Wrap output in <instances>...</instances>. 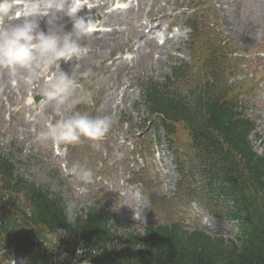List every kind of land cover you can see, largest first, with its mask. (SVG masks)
Masks as SVG:
<instances>
[{
	"label": "rangeland",
	"instance_id": "obj_1",
	"mask_svg": "<svg viewBox=\"0 0 264 264\" xmlns=\"http://www.w3.org/2000/svg\"><path fill=\"white\" fill-rule=\"evenodd\" d=\"M170 1L173 2V0H167L161 1L160 4L167 8V5ZM178 1L181 0H176V2ZM190 1H198L199 3L203 4L202 7L206 8L207 18L213 24L214 37L208 38L207 40H205V43L209 46L210 43H215L217 40H220L225 43L224 47L228 49V51L235 52V57L238 60L233 63L231 69L226 73L224 71H221V75H218L216 77L221 80L218 83L215 81V85L223 86V79L225 86L234 89V91L237 92L236 94H239L241 96L243 95V99L246 102V112L256 119V129L254 134L251 136L253 147L257 152L264 154V57L258 54H253V52H257L264 48V34L262 35L263 38H260L262 39V42L261 44H259L257 40L254 43H248V40L242 34L238 33L239 31H241L238 23H240V21L244 19L253 20L255 17V13L251 9L248 10L244 7L238 6L237 16L234 17L231 14H228L227 16L229 22H225L223 25L224 28H222L220 26V18L214 9L217 4L216 0ZM131 2L135 3V0H131ZM184 2V6L176 9V11H184L181 20H184L185 18L188 19V17H193L195 15L190 14L191 10L189 9L185 11L188 0H184ZM86 4L87 6H91L88 1ZM164 11L166 12L167 10ZM178 19L179 17H176V20ZM179 27L183 35L182 38L173 41L166 47L167 52H165L160 59V63H158L157 61L150 62L149 60H143L142 63L131 66L128 68V70L117 72L112 67H109L112 59L126 57L130 53L126 51V47L124 44H120L126 41L118 43L120 39H115L114 42H116L117 44L113 46L110 45L104 53L102 52L95 57L94 52L89 51L87 54L89 56L86 60H81L80 63H74L71 67L68 68V71H66L65 69L63 70L74 75L78 80H81L82 74L84 72L91 70L94 73L93 79L95 80V82H105L110 91L113 90L121 92L123 87L127 88L129 85H132L129 88V93L131 94L130 97L125 96V99L123 101H116L115 104L112 105V107H114L116 110H112V113L115 114V116H118L119 114L138 116L140 112L138 106L139 90L135 84H140L142 80L146 79L163 81L171 73L172 67H174L178 63H186V60L189 58V56L192 57V60L195 59V56H193L192 53L190 54L189 48L194 46L198 47L197 43L199 42L196 38L193 41L188 42L187 39H189L190 36L188 30L186 29V26L183 25ZM122 31L125 34L128 29H126V31ZM234 34L237 36H232ZM127 43L133 44L134 42L129 40L127 41ZM241 50H244V54ZM226 53L227 52H223V54ZM224 58L225 55L220 56V59ZM192 65L195 66L196 69L199 68V64L196 61H193ZM225 67V63H223L221 68ZM37 87L38 85H35L33 86V88L29 89L21 83L18 89H13L15 92L14 98L16 97V99H19V103L17 104V106H20L22 104L26 92L34 94L32 96H34L35 103H38L40 98L38 95H36ZM97 87L98 85L94 86L91 89L93 94L96 93ZM240 87H244L243 90L237 89ZM103 96L104 94H98L97 98L99 99V101L96 103L94 101L93 104L85 103L83 107L85 113L93 117L104 116L105 111L102 106H104L107 97ZM15 105L16 103L15 101H13L12 104L7 105L0 112V154L4 155L5 157H9L20 169L24 177L29 180H34L38 183H41V186L48 185L51 191H59L68 200L76 201L78 204V209L80 210L85 209L88 204L94 201V199H97L100 204H104L111 208L113 205H116L110 199V192L113 191L115 193L114 199L120 205L119 209H116V215L120 219V221L118 222V224L120 225L119 229L122 230L131 227L136 228L138 229V231H140L141 227H143L142 225L144 224L141 223L140 216H137L139 215L138 209H135L133 206H135L137 203L138 208H144L148 206L147 196L150 188V193L152 191H155L154 189L161 191L162 187L164 190L169 189V182L173 180V176L174 178L177 177V173L173 165L174 162H171V157L168 156V152L170 150H168L164 146V144H159L158 147L163 154L164 161L160 159V161L156 162L154 165L152 164L149 156L146 155L148 162L152 167V170L149 172L151 174V180L148 186L142 184V186L140 187L139 183H135L133 185L126 186L123 190H121V192H119L116 189V186H112L111 184L106 183H110L108 173L110 171H113L111 169L113 165H116L122 169L130 163L127 158H122V164L117 161V157L125 153V150L118 148L116 149V151H114V159H116V161L115 164H112L113 160L110 157L105 160L103 158L106 142H98L101 145L100 149H97L93 146L94 142L88 143V145H79L77 148L73 149V153L77 157V159L80 160L81 165L92 170L93 172L96 171L97 174L101 176V180L106 183L98 182L97 191L93 194L86 193L94 191L96 189L95 184H75L76 186H74V188L77 190L75 196L69 190V187L76 183V180H78V178L76 176L74 178H71L72 175L69 174V177H64L65 179H61L59 175L54 173V159L52 158L53 151L51 149L45 152L47 154V162L52 160V165L45 164L46 162L44 160V157L46 156L45 153L42 152L44 151L43 146L45 144H40L41 142L38 143V137L35 136H38V134L40 133L38 128H35V130H33V126H30L29 131L31 134L25 131L22 116L20 114L13 115ZM65 111H68L67 107H65ZM141 112L144 114L143 108L141 109ZM47 123L48 121H46V124ZM117 136L118 138H120L121 134H118ZM174 146L179 148L181 147L182 151H185L186 154H188L187 138L183 133H180L176 137V139L174 140ZM176 147H174V149ZM106 152L109 153L110 151L106 149ZM67 157L68 158H65L63 164V173L64 170L70 169L75 165L74 159L71 157V155L68 154ZM51 172H53V178L51 177ZM165 179L166 184L161 185L162 181ZM194 179L198 180V178ZM159 193L162 194L161 192ZM124 194H129L133 197L132 206L129 205L126 209L125 205L122 203V196ZM174 201V199H165V201L158 203V208L161 211V214L168 219H171V217L174 218ZM111 203L113 204L112 206ZM134 215L136 217H134ZM144 215L147 214L144 213ZM207 221L208 223H206ZM204 222L205 223L200 224L201 226L208 228L205 230L209 232H215L216 230L211 229V226H218V224L220 223L219 220L215 218L206 219ZM223 228L226 227H224L223 225ZM230 232L224 233L229 234Z\"/></svg>",
	"mask_w": 264,
	"mask_h": 264
},
{
	"label": "clouds",
	"instance_id": "obj_2",
	"mask_svg": "<svg viewBox=\"0 0 264 264\" xmlns=\"http://www.w3.org/2000/svg\"><path fill=\"white\" fill-rule=\"evenodd\" d=\"M84 7L85 0H0V21L13 20L0 25V67L8 69L26 88L38 85V114L43 111L48 116L46 130L38 134L39 142L75 145L86 138L100 149L98 142L112 129L114 116L93 117L81 111L64 114L65 107L76 109L93 99L92 91L64 71L60 63L84 57L90 51L83 40L90 34L93 21L77 15ZM65 17L71 21L70 28ZM93 75L88 70L82 79ZM26 102L32 105L34 96L29 95ZM66 172L85 184L93 180L92 170L78 164ZM63 211L66 222L74 224L77 202L67 201Z\"/></svg>",
	"mask_w": 264,
	"mask_h": 264
},
{
	"label": "trees",
	"instance_id": "obj_3",
	"mask_svg": "<svg viewBox=\"0 0 264 264\" xmlns=\"http://www.w3.org/2000/svg\"><path fill=\"white\" fill-rule=\"evenodd\" d=\"M206 114L202 115L203 122L195 125V138L200 140L211 130L216 131L230 144V149H236L245 158L243 162L230 156L228 164L223 167L238 212L244 213L250 221L249 228H244V235L240 239L225 245L220 239L190 233L180 242L172 238V232H167L163 240L158 241L153 229L149 228L144 239L148 241L144 242V251L115 252L106 247L110 232L108 228L96 223L100 222L96 215L90 217L96 222L90 218L77 217L74 224H68L62 211L56 207V199L49 198L44 192L33 186L28 187L27 184L36 223L41 222L47 229L60 232L61 237L55 246L57 254L61 252L68 258L83 256L90 260V264H264V215L257 212L263 206L258 196L252 195L253 189L255 192L259 188L263 189L264 193V181H260L264 173V159L254 157L246 139L248 124L235 114L232 115L230 109L212 103L206 107ZM186 119L191 121L190 117ZM243 167H247L249 173L245 180L241 173ZM253 184L257 187L245 192ZM39 247L43 248L41 245ZM78 248L80 253L76 252Z\"/></svg>",
	"mask_w": 264,
	"mask_h": 264
},
{
	"label": "bare ground",
	"instance_id": "obj_4",
	"mask_svg": "<svg viewBox=\"0 0 264 264\" xmlns=\"http://www.w3.org/2000/svg\"><path fill=\"white\" fill-rule=\"evenodd\" d=\"M147 0H136L137 8L139 9L140 6L144 3H146ZM150 7L149 9L143 13L140 14V23L138 25H135V22L138 21V19L135 17L133 13V7H129L124 10H111L109 13H104L103 9L106 7L108 1L107 0H95V4L93 5V10L96 13V16L99 17V22L101 24L105 25H114L116 23L127 21L132 25V29L130 30L128 34V38H135L140 35H143V38L137 42L136 49L133 51L135 56L134 59H131V62L134 60H141V59H147V58H153L152 52L158 53L156 56L157 62H161V55L159 54L161 52V49L163 47L157 46V38H162L163 43L166 41H169L170 39L168 37H165V32L167 31L168 26H164V28L159 25V18L162 16H156L157 14V4H154L152 7L153 0H150ZM257 8L260 9L261 15L259 18V26H264V0H257ZM13 20H4L2 21V25H6L7 23H11ZM43 23V22H42ZM147 27L148 32L147 34H142V28ZM162 36L160 37V35ZM172 37V36H171ZM122 34L121 31L116 28H111L108 32H101L98 37L96 36H87L84 38L83 43L85 46H87L90 51L94 52L95 57L102 52L104 53L107 46L113 42L115 39H121ZM89 55H86L81 58H73L72 61H67L64 64H61L62 69H65L68 71L69 67H71L74 63H80L81 60L84 61L88 58ZM72 69V68H71ZM70 69V70H71ZM0 107H3V101H6L7 103H11L14 101L13 95H14V89H18L20 87L21 82H19L17 79L12 77V80L15 82L14 86L11 87V85L8 82L7 75H6V68L0 67ZM2 97H4V100H2Z\"/></svg>",
	"mask_w": 264,
	"mask_h": 264
}]
</instances>
